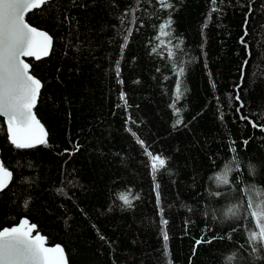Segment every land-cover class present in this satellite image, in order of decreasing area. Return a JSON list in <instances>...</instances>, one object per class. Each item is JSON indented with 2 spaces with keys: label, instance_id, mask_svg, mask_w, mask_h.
<instances>
[{
  "label": "trees",
  "instance_id": "trees-1",
  "mask_svg": "<svg viewBox=\"0 0 264 264\" xmlns=\"http://www.w3.org/2000/svg\"><path fill=\"white\" fill-rule=\"evenodd\" d=\"M171 3L53 0L27 15L54 39L48 58L28 60L49 137L16 149L0 117L1 158L13 173L0 192V230L27 218L70 264H227L233 254L231 264H264V248L248 241L252 220L243 210L239 220L225 216L247 185L264 187V0H217L214 13L210 0ZM169 13L172 35L163 36ZM174 62L185 68L179 117ZM145 149L166 158L155 178ZM229 164L230 183L218 185Z\"/></svg>",
  "mask_w": 264,
  "mask_h": 264
},
{
  "label": "snow or ice",
  "instance_id": "snow-or-ice-1",
  "mask_svg": "<svg viewBox=\"0 0 264 264\" xmlns=\"http://www.w3.org/2000/svg\"><path fill=\"white\" fill-rule=\"evenodd\" d=\"M50 0H0V117L5 118L7 124V138L11 145L16 149H31L37 145L47 144V133L43 126L36 119L33 109L36 106L37 99L40 95L41 81L30 73V65L25 62L23 57H35L40 59L41 55H47L52 46V37L44 31L38 30L26 21V15L34 10H39L47 5ZM160 8L172 9L174 5L171 0H157ZM212 8L210 12H217L220 9L216 7L217 0H210ZM138 9H131L133 20L130 23L135 24V12ZM127 14V13H126ZM211 16H209V19ZM171 14L169 18L159 25V32L163 36L172 35ZM247 24V19L245 20ZM207 24H205V27ZM132 35V29H127L126 35L123 37V48L127 47L128 38ZM247 35V32H245ZM241 42L244 43L243 37ZM170 43V41H169ZM182 41H178L176 48L180 47ZM155 51V49H154ZM176 53L170 48L168 57L174 59ZM177 82L175 85V102L171 105L174 112L179 117L180 109L176 107L182 96L183 81L182 77L185 68L182 65L173 64ZM115 72L119 76V61L116 62ZM121 84L122 80L119 81ZM239 100V95L236 96ZM120 100L127 106L126 94L120 93ZM243 107V104H241ZM239 111V109H237ZM247 119V117H241ZM183 123L178 118L173 125L177 127ZM253 127H257L253 123ZM131 131V129H129ZM133 136L136 134L133 132ZM137 143L144 146L143 140L137 137ZM248 141H244L247 145ZM67 151V150H65ZM233 153L236 149H231ZM146 155L150 160V167L153 177L157 172L166 167V159L154 155L145 149ZM232 162L239 167L238 157H232ZM251 174H256L257 167L251 162L247 165ZM231 164L226 165L224 171L217 174L214 179L218 185H228L230 183L229 174L234 171ZM13 179V173L0 162V192L9 187V183ZM157 203H159V184H156ZM246 199H242L227 209L225 216L229 219H241V210H243V218L251 219L254 222L255 229L250 230L248 241L252 244H258L260 248H264V187L255 184L247 185L242 189ZM220 195V193H214ZM119 199L124 206L132 207V200L127 194H120ZM161 224L166 226L168 221L163 218V210H161ZM35 225H29L27 220L19 222L18 226L5 227L0 230V264H68L65 250L57 245L54 247L46 246L45 237L42 235L33 236ZM235 231V229H233ZM102 240L103 236L100 237ZM162 238L165 249H167L168 233L162 227ZM198 240L196 243L200 244ZM210 243L211 241H204ZM253 251H258L253 248ZM235 259V255L226 258L227 264Z\"/></svg>",
  "mask_w": 264,
  "mask_h": 264
},
{
  "label": "water",
  "instance_id": "water-1",
  "mask_svg": "<svg viewBox=\"0 0 264 264\" xmlns=\"http://www.w3.org/2000/svg\"><path fill=\"white\" fill-rule=\"evenodd\" d=\"M50 1H53V0H50ZM35 11V10H34ZM33 12V11H32ZM31 13V12H30ZM29 14V13H28ZM27 14V15H28ZM27 15H26V17H27ZM26 21H27V19H26ZM28 22V21H27ZM34 27V26H33ZM37 28V27H36ZM38 30H40V31H44V30H41V29H39V28H37ZM44 32H46V31H44ZM48 33V32H47ZM49 34V33H48ZM50 35V34H49ZM51 36V35H50ZM52 37V36H51ZM53 45H54V39H53V37H52V46H51V48L49 49V51H48V54L47 55H41V57H40V59H36L34 56L33 57H23V59L25 60V62L26 63H28L29 65H30V73L32 74V66H31V64L28 62V60H30V59H33V60H35V61H40V60H44V59H46V58H48L49 56H50V54H51V52H52V49H53ZM33 75V74H32ZM34 76V75H33ZM37 78V77H36ZM38 79V78H37ZM41 85H42V87H41V90H40V95H39V97H38V99H37V103H36V106H35V108L33 109V112H34V114H35V116H36V119L40 122V124L43 126V128H44V130H45V132L47 133V137H46V139L48 140V137H49V133H48V131H47V129H46V127L43 125V123H42V121L39 119V117L37 116V114H36V108H37V106H38V103H39V100H40V96H41V92H42V89H43V84H42V82H41ZM2 119H3V121H4V124H5V127H6V131H7V124H6V120H5V118H3V117H1ZM9 141V140H8ZM11 144V143H10ZM38 146H41V145H37L36 147H38ZM35 148V147H34ZM0 162H3L2 161V158H1V149H0ZM4 164V163H3ZM12 182V181H11ZM11 182L9 183V185L11 184ZM6 190V189H5ZM22 220H27L28 221V223H29V225H35L36 226V228L34 229V231H33V236H35V235H37V234H39V235H42L43 237H45V240H46V246H48V247H54V246H57V245H49L48 244V239H47V237L46 236H44L41 232H38V227H37V225L36 224H33V223H31L30 222V220L29 219H27V218H23V219H21V221ZM19 225V223L17 224V225H14V226H18ZM13 227V226H12ZM59 246H61L64 250H65V255H66V258H67V260H68V264H70L69 263V257H68V254H67V251H66V249L64 248V246L63 245H59Z\"/></svg>",
  "mask_w": 264,
  "mask_h": 264
},
{
  "label": "bare ground",
  "instance_id": "bare-ground-1",
  "mask_svg": "<svg viewBox=\"0 0 264 264\" xmlns=\"http://www.w3.org/2000/svg\"><path fill=\"white\" fill-rule=\"evenodd\" d=\"M26 19H27V17H26ZM28 21V20H27ZM29 23V22H28ZM30 24V23H29ZM155 155H159V156H161L160 154H155ZM161 157H163V156H161ZM164 158V157H163ZM166 159V158H165ZM166 164H167V161H166ZM253 222V221H252ZM253 224H254V222H253Z\"/></svg>",
  "mask_w": 264,
  "mask_h": 264
}]
</instances>
